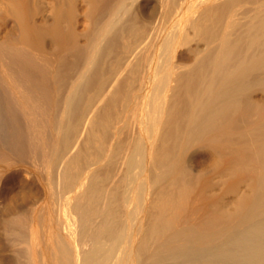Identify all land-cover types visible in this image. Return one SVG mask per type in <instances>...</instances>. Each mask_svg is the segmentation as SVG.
I'll return each mask as SVG.
<instances>
[{"label": "bare ground", "instance_id": "bare-ground-1", "mask_svg": "<svg viewBox=\"0 0 264 264\" xmlns=\"http://www.w3.org/2000/svg\"><path fill=\"white\" fill-rule=\"evenodd\" d=\"M0 264H264V0H0Z\"/></svg>", "mask_w": 264, "mask_h": 264}]
</instances>
